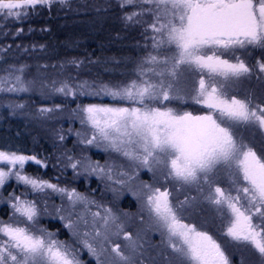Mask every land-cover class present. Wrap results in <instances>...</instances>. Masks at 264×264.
Returning <instances> with one entry per match:
<instances>
[{"label":"snow or ice","instance_id":"1","mask_svg":"<svg viewBox=\"0 0 264 264\" xmlns=\"http://www.w3.org/2000/svg\"><path fill=\"white\" fill-rule=\"evenodd\" d=\"M65 5L69 0H0V31L8 21L20 24L38 9L51 14ZM116 8L124 29L143 40L136 45L142 54L125 58L131 67L120 79L82 78L79 70L94 61L77 57L37 65V76L29 77V65L7 62L12 46L5 45L0 93L39 89L41 96L71 98L70 118L80 128L67 134L75 135L79 152L63 146L65 129L51 126L64 105L41 104L34 112H25L22 101L6 105L50 134L57 151L52 167L60 174L94 175L113 192L128 187L140 213L133 221L70 183H53L59 174H29L26 164L47 168L52 154L41 159L26 146L0 142V190L13 180L25 189L0 191L10 208L7 219L0 217V264H84V250L95 264H232L229 246L204 230L210 222L249 254L247 264H264V0H117ZM23 31L16 27L12 35ZM253 78L259 88L241 90ZM80 98L110 102L82 104ZM88 147L115 153L127 170L92 160ZM142 169L152 182L139 180ZM181 190L183 199L174 197ZM52 195L59 205L49 203ZM207 210L210 216L202 214ZM53 213L68 240L41 223ZM146 230L160 235L157 245L145 240Z\"/></svg>","mask_w":264,"mask_h":264},{"label":"trees","instance_id":"2","mask_svg":"<svg viewBox=\"0 0 264 264\" xmlns=\"http://www.w3.org/2000/svg\"><path fill=\"white\" fill-rule=\"evenodd\" d=\"M86 3L87 0H69L70 7L67 5L57 6L58 10H53L51 14L46 9H38L37 14L30 16L23 23L14 24L12 21H8L7 27L4 29L7 35L4 34V31H0V47L5 45L12 46L7 62L29 65L27 72L30 73V76H35L32 74V70L37 68V65L58 64L71 57H77L94 61L91 64L86 63L79 70V75L82 78L92 80L99 77L100 80L107 81L109 77L115 76L117 73L110 74L108 71L109 67L114 65L106 64L105 60H107L108 54H114V47L118 45L117 37H112L115 31L110 30L116 29L118 33V26L107 23L111 20H105L114 17L113 21L119 23L116 20L119 13H117L116 9L109 7L106 10L107 14L97 16ZM3 25L4 21H0V26ZM16 27H21L24 31L17 36H13L12 32ZM29 28L32 29L31 32H29ZM41 29L45 30L41 31ZM33 44L37 46L43 44L45 47L43 49L39 47L33 49L31 47ZM17 45L20 47L18 48ZM24 49H27V51H24ZM0 56H3V53H0ZM95 61L99 62L96 63ZM93 66L96 67L95 70ZM0 67H3V65L0 64ZM47 71L52 73L53 70L49 68ZM72 71L73 75L77 74L75 69H72ZM8 100L24 102L28 105L25 112H34L41 104L49 106L51 104L64 105L66 111L63 114H58V120L51 126L65 129L66 140L63 146L65 148L72 147L75 135L67 134V129L71 127L75 130L80 128V124L70 118V109L76 106L75 103L71 102V98L65 99L58 95L41 96L39 89L30 93L7 95L0 93V142L7 141L26 146L37 153H42L39 157L41 159L49 154H52L53 159H55L57 153L53 154L55 152L54 142L50 134L39 123H37L39 126H34L35 122L32 120L18 113H12L6 105ZM77 102L86 104L109 103L110 101L107 98L103 100L80 98ZM90 157L93 160H101L104 158L103 151H101V148L90 147ZM53 159L48 161L47 168H42L34 162H29L26 164V171L29 174H38L46 179L52 178L55 176V171L52 169ZM52 182L55 183V180ZM14 189L17 194L25 191L14 180L10 181L9 185L0 191L3 192L4 196H7V193ZM79 190H83L82 186L79 187ZM8 211V205L0 198L1 215L6 216L5 213ZM48 222V228L51 231L61 230L60 238L64 237L65 231L61 229L62 223L60 221L50 219ZM88 262L92 263L91 260Z\"/></svg>","mask_w":264,"mask_h":264},{"label":"rangeland","instance_id":"3","mask_svg":"<svg viewBox=\"0 0 264 264\" xmlns=\"http://www.w3.org/2000/svg\"><path fill=\"white\" fill-rule=\"evenodd\" d=\"M116 2L117 0H87V6L92 10L93 13H95L97 16H100L102 14H107V9L109 7H112L113 9H116ZM117 13L119 11L117 10ZM120 16V13L117 15L116 20L119 22L117 23L114 20V17L112 19H108L105 21L108 24L118 26V33L116 32V29H110L111 31L114 32V36L112 35L113 38L117 37L118 39V45L117 47H114V54H108L107 55V60H105L106 64L114 65L109 67V73H117L115 76L109 77L108 80H114V79H120V73L125 71L126 68H130L131 65L126 63L125 58H133L136 57L138 54H142L139 49L136 48L137 43L139 42L140 44L143 43V40L141 39L140 35L136 31H131V30H125L122 23L119 21L118 17ZM109 30V31H110ZM118 51V53H117ZM36 54V53H35ZM95 70V66H93ZM44 69H40V72H44ZM29 77H36L37 76V68L32 70V74L35 76H30V73L27 72ZM253 78L251 81H245L243 84L245 85V88L248 87V84L254 83ZM107 80V81H108ZM256 84V82H255ZM258 89V87H256ZM174 107H178L179 105H173ZM192 106V105H190ZM185 107H187L185 105ZM34 126H39V124L35 123L33 124ZM78 129V128H77ZM248 135L249 133H245ZM257 139H259V136L257 134ZM76 140V137L74 138V141ZM68 149H74L76 152L81 151L82 149L79 146H75L74 142L72 144V147ZM101 151H103V156L104 158L99 160L101 163H104L105 160H109L112 162H115L117 164H121L125 166V170H127V164L124 159L116 155L115 153H109L106 152L103 148H101ZM57 151L53 152V154H56ZM87 155L90 157V147L86 149ZM91 158V157H90ZM93 160V159H92ZM53 164H55V159H53ZM52 169L55 171V176L60 175V180L57 181L55 180V183H62V184H71V186L76 187L79 190V187L82 186L83 190H79L81 192L87 193V194H92L95 196L97 200H102L104 203L108 204L109 206L113 207L114 209H120L124 210L129 213L130 217H132L133 221L136 220L137 215L140 213V208L138 205L137 198L132 195V191L129 190L128 187L125 188H120L118 186L117 190L113 192L112 186H106L105 183L101 180H98V178L94 175L92 176H85V175H78L74 176L73 172L71 169H68L66 172L63 174H60L57 169ZM54 177V176H53ZM139 180L142 181H147V182H152V173H150L147 169H142L139 172ZM95 189V193H92V190ZM184 191L181 190L180 192H174L173 195L174 197L178 199H183ZM195 195V193H192ZM31 197V196H30ZM29 197V198H30ZM34 198V197H31ZM54 202L55 204L59 205L60 200L56 195H52L49 203L51 204ZM10 211V208H9ZM51 211V209H50ZM202 214L211 215V211L207 210L206 212L202 211ZM0 217H3L4 219H7V216L1 215ZM54 219L57 221H60L58 217L55 216L53 213L52 215L48 216H43L41 218V223L49 230L48 225H49V220ZM195 219H198L196 217ZM148 218L147 215L145 214V221L147 222ZM61 222V221H60ZM62 223V222H61ZM146 227V225L144 226ZM61 229L64 230V237L60 238V232L59 231H53V232H58V239L61 240H68L69 239V233L68 231L61 226ZM210 232L220 243L222 246L228 245L229 246V251H230V259L232 261V264H247L248 259H249V254L247 252H241L239 251L233 244L230 242L227 238L220 236L217 234V229L214 224L211 222L209 225L204 229ZM145 240L150 244V245H157L160 241V235L156 232H152L150 230L145 231ZM81 260L84 262V264H95V261L93 258H91L87 251L84 250L81 254ZM89 260L92 261L88 262ZM235 262V263H234Z\"/></svg>","mask_w":264,"mask_h":264},{"label":"flooded vegetation","instance_id":"4","mask_svg":"<svg viewBox=\"0 0 264 264\" xmlns=\"http://www.w3.org/2000/svg\"><path fill=\"white\" fill-rule=\"evenodd\" d=\"M254 55L259 56V52L254 53ZM255 82H256V84H255ZM259 86H260L259 83L254 79V83L248 84V87H246V88L256 89V87L259 88ZM243 88H245L244 84L242 85V89L241 90H243ZM186 106H187L186 109L189 110V111H194L195 112V111L198 110V106H190V105H186Z\"/></svg>","mask_w":264,"mask_h":264}]
</instances>
